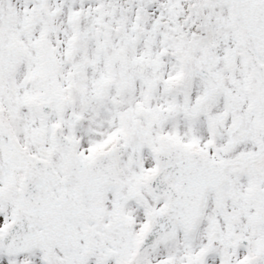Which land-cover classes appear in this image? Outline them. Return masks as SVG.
<instances>
[{
	"label": "snow or ice",
	"instance_id": "snow-or-ice-1",
	"mask_svg": "<svg viewBox=\"0 0 264 264\" xmlns=\"http://www.w3.org/2000/svg\"><path fill=\"white\" fill-rule=\"evenodd\" d=\"M0 264H264V0H0Z\"/></svg>",
	"mask_w": 264,
	"mask_h": 264
}]
</instances>
